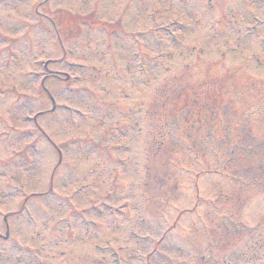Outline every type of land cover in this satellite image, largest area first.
<instances>
[{
  "label": "rangeland",
  "instance_id": "obj_1",
  "mask_svg": "<svg viewBox=\"0 0 264 264\" xmlns=\"http://www.w3.org/2000/svg\"><path fill=\"white\" fill-rule=\"evenodd\" d=\"M263 41L264 0H0V264H264Z\"/></svg>",
  "mask_w": 264,
  "mask_h": 264
}]
</instances>
